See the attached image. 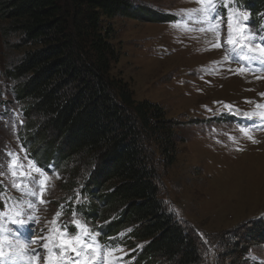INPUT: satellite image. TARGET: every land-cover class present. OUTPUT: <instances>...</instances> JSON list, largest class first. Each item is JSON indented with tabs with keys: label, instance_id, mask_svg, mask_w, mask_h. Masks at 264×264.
<instances>
[{
	"label": "rangeland",
	"instance_id": "obj_1",
	"mask_svg": "<svg viewBox=\"0 0 264 264\" xmlns=\"http://www.w3.org/2000/svg\"><path fill=\"white\" fill-rule=\"evenodd\" d=\"M131 1L154 18L140 13L138 18L113 20L118 58L112 62V72L129 84L136 100L157 102L170 119L186 122L174 163L156 161L162 200L198 237L201 264H264V67L232 65L222 39L210 23L203 22L200 0ZM3 24L0 18V146L4 143L9 149L0 147V188L16 194L24 213L34 217L35 223L29 224L32 232L25 236L37 241L48 232L58 205L69 203L64 191L74 163L64 168L57 164L48 174L46 192L35 203L28 185L20 189L15 184L10 162L20 160L34 171L28 160L32 148L21 135L23 105L13 93L16 82L7 76L22 59L25 47H17L18 36L3 35ZM261 59L257 57L256 62ZM233 107L248 115L251 124L262 126L249 125L240 115L231 120L227 113ZM10 109L18 112V123ZM12 128L16 137L10 138L9 133L15 134ZM37 141L44 145L39 133ZM87 184L80 182L83 197ZM44 242L49 245L48 239ZM40 244L26 247L38 245L41 251ZM69 250L63 252L65 256ZM11 251H16V241ZM127 253L130 250L121 246L104 257L115 260ZM28 259L22 257L16 264H27ZM97 259L102 263L98 256L80 262L97 264ZM44 262L40 256L35 264Z\"/></svg>",
	"mask_w": 264,
	"mask_h": 264
},
{
	"label": "trees",
	"instance_id": "obj_2",
	"mask_svg": "<svg viewBox=\"0 0 264 264\" xmlns=\"http://www.w3.org/2000/svg\"><path fill=\"white\" fill-rule=\"evenodd\" d=\"M241 1L264 10V0ZM140 13L154 18L131 0H0L3 35L25 47L7 72L23 105L21 135L41 164L74 163L65 197L88 183L82 202L63 206L67 216L78 209L91 225L102 224L105 238H117L136 264H201L198 237L167 208L158 184L156 161L174 163L186 122L170 119L157 102L136 100L112 72L113 20Z\"/></svg>",
	"mask_w": 264,
	"mask_h": 264
},
{
	"label": "snow or ice",
	"instance_id": "obj_3",
	"mask_svg": "<svg viewBox=\"0 0 264 264\" xmlns=\"http://www.w3.org/2000/svg\"><path fill=\"white\" fill-rule=\"evenodd\" d=\"M200 3H205V0H200ZM214 5L208 4L206 8H202L200 10V15L204 16L206 19L203 22L211 23V20H215L216 17L213 14ZM210 18V19H207ZM247 17L245 16V20ZM231 35V32L229 33ZM250 38L245 41L244 44L240 46V53L237 57L239 61H243L246 63L249 62H255L257 60V57H264V41H261L259 45H255V38L252 36L251 33H246ZM239 42V41H238ZM255 45V47H253ZM258 48V51L256 50ZM247 49V51H245ZM242 70V69H241ZM9 156H12L13 154L9 153ZM12 165H9V168H11ZM25 168V165L23 162L20 163V165L17 167V171ZM25 179L29 180L31 184L34 186V191L31 193L33 196L37 195V191H40L41 195L43 193V184L47 177L45 176V173L41 171L39 167L35 168L34 173H29ZM43 203L44 201L41 199L40 201ZM29 208H31V205H29ZM17 218L12 220V224L16 226L17 229H23L26 226H28L30 223H35L34 217H31L27 213L17 212ZM60 215L59 212L56 213V216L58 217ZM76 225H74L75 227ZM9 235L13 237V239L16 241V251L15 252H9L8 253V259L12 261V264H16V261L20 260L22 257H29L27 264H35V261H38L40 259L39 252L35 249H31L29 247H26V245H30L33 243H37V241L31 240V238H24L22 234H17V232H12ZM0 244H2V237H0ZM8 247L11 249L13 245L10 243ZM42 248L47 249V244L44 243L41 245ZM98 245L96 244V241L94 237L88 233L87 231H84L83 233V240L81 241L79 238H73L70 240H64L61 239L60 245H54L52 249H50V252H53L56 254L57 257L61 255L65 250L70 249L71 252L74 254L73 264H79V261L84 258H91L95 255L96 248ZM101 253L105 251L104 249L100 250ZM5 256V253L3 252V248L0 247V258H3ZM15 257L16 259L13 260L12 258ZM35 258V260H34ZM47 264H63L62 261L59 260H52L51 258L47 262ZM118 264V261H117Z\"/></svg>",
	"mask_w": 264,
	"mask_h": 264
}]
</instances>
